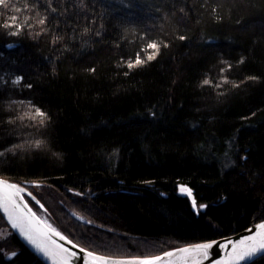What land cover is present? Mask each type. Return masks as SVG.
I'll return each instance as SVG.
<instances>
[{
  "label": "trees",
  "instance_id": "trees-1",
  "mask_svg": "<svg viewBox=\"0 0 264 264\" xmlns=\"http://www.w3.org/2000/svg\"><path fill=\"white\" fill-rule=\"evenodd\" d=\"M12 3L23 10L0 9V177L38 183L52 226L93 253L144 258L264 220V0ZM12 15L28 25L2 27ZM9 245L0 264H43L12 232Z\"/></svg>",
  "mask_w": 264,
  "mask_h": 264
},
{
  "label": "snow or ice",
  "instance_id": "snow-or-ice-1",
  "mask_svg": "<svg viewBox=\"0 0 264 264\" xmlns=\"http://www.w3.org/2000/svg\"><path fill=\"white\" fill-rule=\"evenodd\" d=\"M28 7L29 5L25 3L24 9ZM0 9L13 10L15 12L23 10L15 7L12 0H0ZM53 11H55V9H53ZM181 11H183V9H181ZM9 19L12 23L5 22L2 27L23 30L25 25H28V18H25L23 23H16L19 19L16 15H12ZM46 19V17L40 18L38 23L44 25ZM9 34L15 35L18 34V32H10ZM59 39H61V37H56L53 42L55 43ZM179 39L183 40L185 37L180 36ZM9 47H11V45H9ZM165 47H167V45H165ZM148 48L158 50L159 46L156 42H153L148 44ZM154 58L155 57L150 54L146 56L147 60H152ZM135 63H144V61L139 58V53H137ZM128 67L131 68L133 65L129 63ZM92 71H95V69H92ZM20 79L22 78H18L15 83H19ZM204 83L207 84L209 82L206 80ZM28 87H31V85L29 84ZM36 116L46 118V113L37 108L33 118ZM42 122L43 121H41V123ZM39 144L40 142H37L36 146L39 147ZM0 155H3V153H0ZM181 191L191 195V189L189 188L182 186ZM22 192L23 189L18 185L0 181V209H3L12 227L18 229L30 243L49 256L53 260V264H71V258L74 253L58 243L56 239L58 237L59 240H66L67 237L62 235L50 224L45 223L37 217L36 213L24 202ZM29 195H31V193H29ZM193 206H196L195 200H193ZM200 207L207 208L208 206L201 205ZM257 227L258 231L255 235L244 237L238 241H231L232 247L230 253L222 261L218 262V264H241L242 261L254 260L258 255L260 258H264V223H260ZM249 231H251V229ZM68 243L71 244L72 241L68 240ZM214 243L215 242L197 244L165 252L162 256L144 257L142 259L135 258L132 260H114L108 257L97 256L95 253L89 252V264H204V260L208 257L209 249L213 247ZM224 247L227 248L228 245L226 244ZM12 255L15 256L16 253H12Z\"/></svg>",
  "mask_w": 264,
  "mask_h": 264
},
{
  "label": "water",
  "instance_id": "water-1",
  "mask_svg": "<svg viewBox=\"0 0 264 264\" xmlns=\"http://www.w3.org/2000/svg\"><path fill=\"white\" fill-rule=\"evenodd\" d=\"M0 181H5V182L11 183V184L18 185L21 189H23L22 196H23L24 202H26L27 206L33 212L36 213L37 217H39L42 221H44L37 214V212L33 209L31 204L29 203V200H32L39 208H41L42 210L47 212L45 207L30 192V188L32 186L38 185V183H35V182L18 183V182H14V181H11V180H9L7 178H3V177H0ZM182 186L185 187V188L191 189L187 185H182V184L178 185V194L182 198L188 199L190 201V203H191L192 210L194 212L198 213V202H197V200L195 198V192L191 189V195H188L186 192H182L181 191V187ZM29 193H31V195H29ZM193 200L196 201V206L195 207L193 206ZM41 205H42V207H41ZM200 210L203 212L205 210V208L200 207ZM0 215H1L2 219L4 220L6 226L12 232V235L15 236L23 244V246L25 248H27L39 261H41L43 264H53V260L49 256H47L44 252H42L40 249H38L36 246H34L32 243H30L18 229L12 227V224L8 221L7 216L4 213L3 209H0ZM71 216L76 221H78V222H80V223H82L84 225H88L89 224L85 219H83L82 217H80V216H78L76 214H71ZM45 223H47V222H45ZM260 223H264V220L259 221L257 223H252V225L249 228H247V229H245L243 231H240L238 233H235L233 235H230V236H227V237H224V238H220V239H216V240H212V241L198 243V244H204V243H209V242H215L213 247L211 249H209V254H208L207 259L204 260V264H218V262L222 261L230 253L231 247H232V245L230 243L231 241H238V240H240V239H242L244 237L255 235L257 233V231H258V227L257 226ZM47 224H50V223H47ZM52 227L55 228L54 226H52ZM250 229H251V231H249ZM61 234L64 235L63 233H61ZM56 239H57L58 243L62 244L65 248L69 249L72 253H74L73 257L71 258V264H89L90 257L88 256V253L91 252V251L79 246L78 244L74 243L72 240H71L72 243L69 244L68 240H70V239L68 237H67L66 240H59L58 237ZM226 244L228 245L227 248L224 247V245H226ZM194 245H197V244L189 245V246H186V247H190V246H194ZM182 248H185V247H182ZM172 251H174V250H172ZM96 255L97 256H102V257H108V256L100 255V254H96ZM162 255L163 254L157 255V256H162ZM178 257H179V254H178ZM108 258H112L114 260H132V259H135V258H114V257H108ZM259 259H260V256L258 255L256 258H254V260L242 261L241 264H251V263H253V262H255L256 260H259Z\"/></svg>",
  "mask_w": 264,
  "mask_h": 264
},
{
  "label": "rangeland",
  "instance_id": "rangeland-1",
  "mask_svg": "<svg viewBox=\"0 0 264 264\" xmlns=\"http://www.w3.org/2000/svg\"><path fill=\"white\" fill-rule=\"evenodd\" d=\"M201 205H204V204H199L198 203V212H202L200 210V206ZM37 206V205H36ZM46 209V208H45ZM206 209V208H205ZM47 210V209H46ZM205 211V210H204ZM203 211V212H204ZM36 212L37 214L47 223H50V220H49V215L47 212H45L44 210H42L41 208H39L37 206L36 208ZM69 212V211H68ZM71 214H74V213H71ZM79 216V215H78ZM81 217V216H80ZM83 218V217H82ZM84 219V218H83ZM86 220V219H85ZM87 221V220H86ZM88 222V221H87ZM89 224L88 225H91L90 222H88ZM95 227H98L97 225ZM97 229H101L100 227H98ZM59 232H61L59 229H57ZM10 237H11V231L7 228V226L5 224L1 225L0 224V245L2 247V253L4 255H9L10 253H13L14 251H11L12 249L10 248V245H9V240H10ZM67 237V236H66ZM189 246V245H187ZM182 247H186V246H182ZM182 247H177L175 249H179V248H182ZM173 249V250H175ZM172 251V250H170ZM169 252V251H168ZM164 254V253H163ZM161 255V254H160Z\"/></svg>",
  "mask_w": 264,
  "mask_h": 264
}]
</instances>
